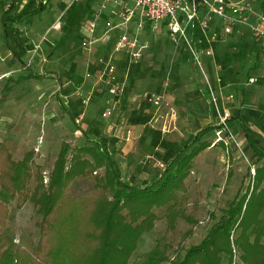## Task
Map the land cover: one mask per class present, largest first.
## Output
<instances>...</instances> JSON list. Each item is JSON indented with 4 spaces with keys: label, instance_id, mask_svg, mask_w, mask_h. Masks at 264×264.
I'll return each mask as SVG.
<instances>
[{
    "label": "trees",
    "instance_id": "trees-1",
    "mask_svg": "<svg viewBox=\"0 0 264 264\" xmlns=\"http://www.w3.org/2000/svg\"><path fill=\"white\" fill-rule=\"evenodd\" d=\"M48 1L40 0L38 7L20 14L17 19L40 14L38 12L47 7ZM15 6L16 2H12L5 14L13 11ZM257 7L264 13V0ZM241 34L236 35L237 44L241 43ZM9 47L14 61L22 63L23 68L29 70L15 80L46 76L23 60L18 43ZM13 79L12 76L8 78ZM9 83L1 91L0 101L10 93L12 86ZM61 104L64 105L62 101ZM63 109L75 120V114L65 106ZM240 125L247 133L246 123L241 122ZM77 126L83 128L78 123ZM210 129L212 127L207 126L200 130L193 142L181 150L178 161L163 169L160 184L155 186L151 183L143 187L123 179L118 162L108 150L107 140L94 139L89 134L82 145L71 146L70 142L62 141L47 182L40 166L35 171L31 168L34 149L16 159L7 144L0 142V189L10 193L19 208L27 201L32 202L36 212L41 215L36 222L40 238L37 241L25 240V248L19 249L6 225L10 212L8 202L0 198V226L3 228L0 264H130L138 239L143 233L151 231L156 220L160 219L157 208L164 210L167 229L172 232L176 231L179 218L192 224L181 236L174 255L169 253L171 245L167 243L164 247L158 243L149 251V255L159 258L160 262L221 264L216 253H193L207 248H210L209 251L225 250L226 243L221 241L227 239L229 247L231 230L235 229L234 241L242 249V260L246 264H264V245L260 242L264 234V219L260 216L264 210V152L256 151L257 158L248 167L247 174L251 173L252 166L255 168L252 187L250 185L243 196L235 195L225 206L219 207V212L211 210L209 218L212 222L204 237L199 243L186 245L199 220L187 212L185 179L195 166L197 155L211 144L199 141V137ZM79 176L94 178L91 195L82 196L70 191V184ZM251 204L257 207L250 209Z\"/></svg>",
    "mask_w": 264,
    "mask_h": 264
},
{
    "label": "rangeland",
    "instance_id": "rangeland-1",
    "mask_svg": "<svg viewBox=\"0 0 264 264\" xmlns=\"http://www.w3.org/2000/svg\"><path fill=\"white\" fill-rule=\"evenodd\" d=\"M68 1L71 0H65L63 6L65 4L67 5ZM97 1L98 0H73L71 3L69 2L63 17L65 21L64 25L57 30H47L53 18L52 13H59L63 10V6L60 9V6L56 4L58 2L56 0H49L47 2L48 5H46L47 7L38 12L40 14L33 17L29 16L26 20H21L11 26V30L8 31L10 33V41L11 43L18 42L20 44V53L23 60L26 62L30 61V63L33 62L32 68L35 71L45 73L46 76L38 79L15 80L20 74H27L29 70L22 68V63H16L12 60V54L8 52L9 49L4 43V33L0 21V96L6 83L10 81L9 85L12 86L7 98L0 101V142H5L7 144L16 159L22 158L26 151L34 149L35 156L31 168L35 171L37 166H40L43 171L45 182L48 181L49 172L57 157L62 141L66 140L71 143V146H75L86 143L87 134L101 141H105L106 138L109 137L103 132V127L106 125L107 119L102 116L104 122H101V112L97 111L100 102L92 99L93 101L91 100L90 104L85 107L81 102L80 94L77 92L78 87L82 85L91 86L93 81L92 78L87 79L85 77L87 73H93L94 71L93 66L88 64L89 52L84 51L81 46V40L84 36L81 30L88 18L92 16L93 11L91 8ZM39 2L40 0L38 2H28L23 8L27 7L28 9H34L39 6ZM49 3H51L50 7ZM252 3L256 10H260L257 6L261 3V0H253ZM17 13H20V11H17ZM213 17V20L217 19V24L221 26V18L217 15H213ZM249 21L255 23L256 16L250 15ZM165 23V19L159 23V31L168 34ZM147 25L148 27H145V31L154 32L151 30V24ZM244 28L249 30L248 36L252 37L250 26L245 24ZM12 31L16 34V38H14ZM145 31L143 34H146ZM51 32H53V35H51ZM49 39L53 40L52 42L54 43H56L57 40L58 44L56 43L57 48L54 50H51L50 47H45V54H47L45 56L47 59L43 56L42 49L32 56L36 44L39 43L41 47L49 46ZM31 43L33 44V48L28 51L27 49ZM167 43H169V41H167ZM181 48L183 49V47ZM189 54L191 59H193L192 54L190 52ZM41 56L45 58L44 61L43 59L39 60ZM157 56L158 55H156V57ZM48 58L50 61L46 62ZM246 61L247 58L244 59L243 64H245ZM158 73H161V71ZM254 73L259 75L257 71ZM10 76L14 77V79L8 80ZM248 76L249 71H247V68H244V70L240 71L238 74V77L242 80L237 78L231 79L237 83L232 87H225L222 90L223 94H228L230 92L235 93L234 100L227 103V106L231 110V114L232 107L237 102L238 92H244L243 88L248 86L245 82ZM210 80L213 82L212 76ZM262 82H264V78L259 75L257 81L253 83V85H257V83L261 84ZM204 84L207 87L205 82ZM98 89L99 88H97L96 93ZM82 90L85 91L87 88L84 86ZM207 96L211 98L209 97V91L207 92ZM61 101L64 105L61 104ZM64 106L68 111L76 115L75 120L70 118L67 111L63 109ZM211 106L210 111L212 110V115L214 117L216 109L213 107V104ZM81 112L84 113V117H81ZM241 112L246 122L254 121L257 122L260 127H263V130L255 128L249 129V143L252 144V147L256 149L257 152H264V115L250 108L248 102L243 105ZM233 113L235 116L228 121V125L236 134L234 128L235 126H240L243 119L238 116V111L234 110ZM215 120L218 121L217 112ZM77 123L82 125L83 128H78ZM208 136L210 139L204 141L215 139V128L208 133ZM236 136L239 144L234 141L227 143L218 141L216 142L218 146L213 148V150L201 151V154L204 153V155L198 154V161L195 167H193L192 173L187 176V178L190 179H185L188 196L186 200L187 212L191 213L196 220H199L197 225H195V233L192 235L193 239L189 238L186 245L195 242L199 243L201 238L206 234L212 222L211 218H209L208 207H215L219 212L220 210L217 208L225 206L235 195L239 197L243 196L250 189V185L252 187L254 174H247V171L255 158L251 157L247 149L242 145L244 136ZM107 144L108 147L111 146L108 140ZM182 144L184 143L179 142L176 143V146L181 147L180 145ZM252 168L253 166L251 170ZM102 170H98V172H102ZM132 180L135 182V177H133ZM154 180L152 184L155 186L161 183L160 177H156ZM94 183L95 180L91 176H79L72 181L69 189L74 194L82 196L91 195ZM32 184H34V182H32ZM208 188L216 189L217 192H211V194L206 197ZM0 198L8 202L10 208L6 225L10 228L15 238L16 247L19 249L25 248V240L32 239L37 241L41 234L36 222L40 220L41 215L36 212L33 203L27 201L19 208L16 206V199L11 197V194L4 189H0ZM254 198L255 196H253L252 200H254ZM253 205L255 204H251L250 209H255L257 207ZM156 212L160 215V219L156 220V224L151 231L143 233L138 239L137 248L130 258V264H171L169 261L160 262L159 258L150 256L149 251L158 243L161 247H164L166 245L165 243H167L171 245L168 250L169 253L174 255V250L181 236L192 226L190 221L179 218L177 221V229L175 232H172L167 229L166 218L163 216L164 210L157 208ZM260 216H262V213ZM2 230L3 228L0 226V237ZM238 234L239 231L237 232V235ZM231 235L229 247L227 239L221 241L226 243L224 244L226 247L225 250L223 249L220 252L217 249L209 251L210 248H207L208 250L194 252L193 254L216 253L221 261L223 259L226 263L228 261V264H234L232 244L234 243L238 248L240 246L234 241L236 236L235 229L231 230ZM1 250L2 248L0 247V252ZM241 256L242 249L240 247L236 262L238 261V263H240L242 259ZM39 260L44 262L41 258Z\"/></svg>",
    "mask_w": 264,
    "mask_h": 264
},
{
    "label": "crops",
    "instance_id": "crops-1",
    "mask_svg": "<svg viewBox=\"0 0 264 264\" xmlns=\"http://www.w3.org/2000/svg\"><path fill=\"white\" fill-rule=\"evenodd\" d=\"M38 1L39 0H0V21L2 25V31L4 33V43L9 49L8 52L12 54V60H14L13 53L9 46L18 42L11 43L10 33L8 31L11 30V26H13L16 22H20L21 20H26L29 18V16H24L22 19H17L20 14L32 10L28 9L27 7H23L27 5L28 2ZM56 1H58L56 4L60 6L61 9L65 0ZM99 1L100 0L92 5V11H94V8L99 4ZM12 2H16L15 9L9 12V14H5L6 9ZM69 2L70 1H68V3ZM50 5L51 3H49V7ZM67 5L65 4L63 9H67ZM17 11H20V13H17ZM53 13V18L50 22V25L57 14L56 12ZM107 17L108 14L104 13L102 18L99 20V34H101V32L104 30V22ZM217 23V19L213 20L212 29H219L220 25ZM50 25L47 27V30ZM212 29L210 28L207 33H203L200 28L196 29L195 31L190 29L189 33L195 40V43L199 47H202L207 44L205 35L209 34ZM239 30L242 33L241 43H234L233 39H231L232 36H229L226 40L213 44V56L203 53L201 54L204 68L210 77L212 76L217 90H219V86L222 90L225 87H232L231 84H235V81L231 79H241L238 77V74L240 71L244 70V68H247V71H249V76L253 75L255 77H259L260 75L264 78V40L254 39L253 37L248 36L249 30L245 29L244 27L239 28ZM12 32L14 34V31ZM145 33L146 34L142 33V38L149 40L150 45L145 50L140 60L136 63H133L132 67H130V79L128 80L126 94L122 98L121 103V111L126 114L130 124L133 125L136 136L131 141H125L124 139L120 138V131L117 132L119 136H116V133L109 131L106 125L103 127V132L109 136L106 138V140H108L109 145H111L108 147V150L118 162L122 177H125L124 179L126 181L141 187L154 182L156 177L161 176L163 169H165L171 163H176L178 158H180L178 155L182 148H184L185 145H190L200 130L207 126H211L213 128L199 137V141H204L210 139L208 136L210 131H213L214 128L216 131L218 128V121L215 120L216 110L214 117L212 115V110L210 111V108L212 107L211 105L213 104V107L215 108V104L211 98H208L207 96L208 91L202 79V74L193 62V59H191L189 51L183 44H181L177 50H175L173 41L169 38L168 34L162 33V31L156 30L155 32H150L146 30ZM51 35H53V32H51ZM116 36L117 29H114L109 33L106 39H102L101 41L97 42L92 50L89 51L88 64L93 66V70L100 65L99 60L101 56L107 54L112 49V45L116 39ZM14 38H16V34H14ZM200 39L202 41H200ZM52 41L53 40L49 39V46L40 48L42 49L44 57L47 55L45 54V47H50L51 50L57 48L58 41L56 40L57 44ZM167 41H169V43H167ZM18 45L20 52V44L18 43ZM32 46V43L29 44V48L27 50L29 51V49L33 48ZM181 47H183V49ZM174 51H176V53L173 56ZM156 55L158 56L156 57ZM43 56L39 57V60H42ZM245 58H247V61L245 64H243ZM49 61L50 60L48 58V61L46 62ZM115 61L118 65L119 74L123 75L128 66L127 53L124 51L117 52L115 54ZM32 63L33 62H31V64ZM157 71H161V73H158ZM168 71L171 72V81L166 89L167 98L171 106L177 111L178 119L176 128L173 131L162 132L147 125L149 116L146 113V109L149 108V105H147L146 102L139 103L138 101H135L132 98V93L143 90H161L163 88L164 78ZM255 71H257L259 75L255 74ZM217 80L219 82H217ZM84 86L87 88V90L90 87V85H82L80 86L81 89ZM246 88H243L244 92H238L237 102L232 107V114L234 118L235 115L233 111H238V116L241 117L243 122H245L247 125V133L241 125L238 127L235 126L234 130L236 134L239 135V137L242 135L244 136V139H242V145L245 147V149H247L249 155L255 158V161L257 154L256 149H254L252 144L249 143V129L255 128L258 130H263V127H260L257 122L254 121L246 122V120L241 115V110L243 105L248 102L250 108L254 109V111L257 113L264 115V82L261 84L257 83V85L250 83V85H248ZM224 95L225 94H223L222 91V96ZM107 96L108 93L104 90L101 92L98 91L93 98V100L95 99V101L97 100L100 102L99 106L97 107V111L101 112V122H104V119L102 118V112L106 105L105 100ZM81 114V117H84V113L81 112ZM214 141L215 139L208 141L211 142V144L202 151L213 150V148L217 147L218 143H214ZM179 142L184 144L180 145L181 147L176 146V143ZM112 151H116L117 153ZM199 155H204V153L201 154L200 152ZM199 155H197L195 159V165L198 161ZM133 177H135V182L132 180ZM189 179L190 178H187L186 180ZM211 192L214 193L217 192V190L208 188L206 197H208ZM214 209L215 207L207 208L208 212ZM261 213V217L264 219V210ZM191 238L193 239V236ZM260 242L264 245V234L261 237ZM221 263L228 264V261L226 263L222 259ZM236 264L246 263H244L241 259L240 263L237 261Z\"/></svg>",
    "mask_w": 264,
    "mask_h": 264
},
{
    "label": "built area",
    "instance_id": "built-area-1",
    "mask_svg": "<svg viewBox=\"0 0 264 264\" xmlns=\"http://www.w3.org/2000/svg\"><path fill=\"white\" fill-rule=\"evenodd\" d=\"M73 0L70 1V3ZM253 0H100L94 8L93 15L88 18L83 25V38L81 46L84 51H91L94 45L106 39L109 33L117 29V36L112 45V49L101 56L100 65L94 69L93 73H87L86 78H92V85L85 92L78 87L82 104L87 107L98 91H106L108 96L105 100V108L102 116L107 119L106 127L109 131L116 133L120 131L122 139L131 141L135 138L133 125L128 117L121 111L122 98L126 94L128 80L130 79V67L143 56L149 47V40L142 38L147 24H151V30H159V23L165 19L168 29V36L174 43V49L183 44L192 54L193 62L200 69L204 82L215 104L218 115L216 137L214 143L224 141L225 143L237 142V134L228 125L232 114L227 103L235 98V93L230 92L222 96V89H216L214 81L204 68L202 53L213 56L214 43L226 40L229 36H234L233 42H237L236 35H240L239 27L249 25L251 34L255 39L264 40V13L256 10ZM108 17L104 22V30L98 33L99 20L103 14ZM65 9L56 14L48 30H57L64 25ZM213 15L221 18V26L218 30L212 29ZM250 15L256 16V22L249 21ZM203 33L211 28V32L206 36L207 44L199 47L190 35V29H199ZM200 41H202L200 39ZM40 44H36L32 56L40 50ZM124 51L128 55V66L123 75L119 74L118 65L115 61V54ZM176 51H174L173 56ZM46 58V57H45ZM43 58V60H45ZM47 59V58H46ZM47 61V60H46ZM30 63V61L28 62ZM171 72L168 71L163 81V88L157 91L143 90L133 92L132 98L139 103L146 102L149 108L146 113L149 116L147 125L162 132H170L176 128L178 114L171 106L167 98L166 89L171 81ZM257 77L250 76L246 84L254 83ZM217 82H219L217 80ZM237 83V82H235ZM232 86L234 85L231 84ZM222 106V107H221ZM148 111V112H147ZM81 132V131H79ZM239 144V143H238ZM255 175L254 167L251 170ZM232 236V235H231ZM234 261L236 264L237 255L240 251L234 243Z\"/></svg>",
    "mask_w": 264,
    "mask_h": 264
}]
</instances>
